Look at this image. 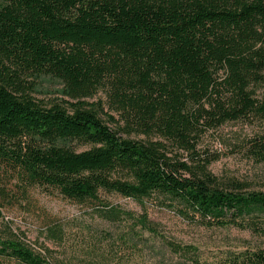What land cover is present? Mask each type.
Masks as SVG:
<instances>
[{
	"label": "trees",
	"instance_id": "trees-1",
	"mask_svg": "<svg viewBox=\"0 0 264 264\" xmlns=\"http://www.w3.org/2000/svg\"><path fill=\"white\" fill-rule=\"evenodd\" d=\"M40 76L61 82L64 107L30 98ZM99 92L107 112L100 102L86 110ZM242 120L264 123V0H0V201L15 181L120 222L132 214L100 193L156 196L187 221L259 230L251 221L264 216V193L221 187L208 169L216 159L199 147ZM249 146L264 162V136ZM47 234L61 242V225ZM13 262L49 264L0 238V264ZM221 264H264V249Z\"/></svg>",
	"mask_w": 264,
	"mask_h": 264
},
{
	"label": "rangeland",
	"instance_id": "rangeland-1",
	"mask_svg": "<svg viewBox=\"0 0 264 264\" xmlns=\"http://www.w3.org/2000/svg\"><path fill=\"white\" fill-rule=\"evenodd\" d=\"M29 95L43 106L64 107L67 100L61 82L44 76L35 80ZM84 102L86 110L100 102L107 112L102 92ZM98 116L106 122L103 113ZM260 135L264 136V123L256 120L230 122L204 134L199 147L216 159L208 169L221 187L264 193V162L251 154L249 146ZM134 138L143 140L142 136ZM72 147L76 151L89 149ZM15 185V181L6 183L12 200L0 201V238L22 242L49 264H192L191 256L173 253L167 242L187 247L201 264H221L229 253L264 249V216L251 221L259 229L255 231L250 227H207L199 220L180 217L175 207L164 205L156 196L139 204L100 193L101 200L110 206L132 214L131 219L108 222L57 192L30 187L21 193ZM49 224L61 225V242L49 239Z\"/></svg>",
	"mask_w": 264,
	"mask_h": 264
}]
</instances>
